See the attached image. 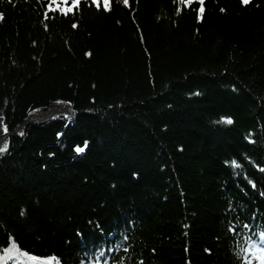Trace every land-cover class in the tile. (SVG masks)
Masks as SVG:
<instances>
[{
    "label": "trees",
    "instance_id": "16d2710c",
    "mask_svg": "<svg viewBox=\"0 0 264 264\" xmlns=\"http://www.w3.org/2000/svg\"><path fill=\"white\" fill-rule=\"evenodd\" d=\"M110 7L0 0V253L247 264L230 229L264 230V0ZM60 102L75 122L27 123Z\"/></svg>",
    "mask_w": 264,
    "mask_h": 264
},
{
    "label": "snow or ice",
    "instance_id": "6c2138e0",
    "mask_svg": "<svg viewBox=\"0 0 264 264\" xmlns=\"http://www.w3.org/2000/svg\"><path fill=\"white\" fill-rule=\"evenodd\" d=\"M125 4L128 3V0H124ZM93 5L100 9L101 7L105 10H111V0H92ZM181 3L191 8L193 5H198L196 8L197 12V18L199 20H203L204 13L206 11L205 8V0H181ZM240 3L247 6L250 3V0H240ZM81 6V0H49V7L52 12H61L64 15H68L69 13H72L75 8ZM221 12L225 11V9L221 8ZM75 27V25H73ZM233 121L231 119H228V123H232ZM6 131V129H5ZM57 135H60L59 133ZM87 148V142L84 143L83 146L77 145L74 148V151L78 154L84 153ZM6 149H0V152L5 151ZM262 172H264V168L260 169ZM134 175H136L134 173ZM252 187L255 188V183H252ZM261 196H264V192L260 193ZM252 225L248 222H242L239 225L233 224L231 226V232L233 234V237L240 234V229H248L249 231L252 230ZM261 237H264V232L260 233ZM251 240V237H249ZM6 246V245H5ZM249 255L253 257V260H250L248 264H264V247H260L257 244L253 243L252 247L247 249ZM35 259V257H33ZM52 264H56L55 259L53 258Z\"/></svg>",
    "mask_w": 264,
    "mask_h": 264
},
{
    "label": "rangeland",
    "instance_id": "374dc122",
    "mask_svg": "<svg viewBox=\"0 0 264 264\" xmlns=\"http://www.w3.org/2000/svg\"><path fill=\"white\" fill-rule=\"evenodd\" d=\"M122 3H125L124 0H120ZM67 110V113H75L74 110L72 109V107L69 105V104H66V103H55L53 105L50 106V108L47 110L44 109L45 111L43 112H48V114L51 112L53 116H45L44 118H40V119H37L35 115L32 116V118H30L29 120V123H36L35 121L37 120V122H45V121H48L50 119H59L57 118L56 116H54V113H57L56 111H60V110ZM40 113V112H39ZM36 114V115H39ZM42 113V112H41ZM62 117V116H61ZM74 119H76V114L74 117H66L64 120H66L68 123H71ZM24 129V126L22 127H19L18 128V132H21L22 130ZM3 135L1 136L0 138V149L4 146L3 144H1L2 142V139L6 138L8 136L7 132L5 131V128H3ZM9 255H13L14 257H16L19 261L20 264H29V263H34V259L32 256L28 255L25 253V251H20L18 249H16V247L14 245H11L10 247L6 248L4 250L3 253H0V264H12L10 263L9 260H7V256ZM6 256V257H5ZM25 257H27V260L25 259Z\"/></svg>",
    "mask_w": 264,
    "mask_h": 264
},
{
    "label": "bare ground",
    "instance_id": "6f19581e",
    "mask_svg": "<svg viewBox=\"0 0 264 264\" xmlns=\"http://www.w3.org/2000/svg\"><path fill=\"white\" fill-rule=\"evenodd\" d=\"M51 112H53V111H51ZM49 113L48 114V112H42V113H39V115H36V118L37 119H40V118H44L45 116H48V115H50V116H53V115H51L52 113ZM59 113H65V111L64 110H61V112H59ZM55 114V113H54ZM56 114H58V113H56ZM3 128H0V138H1V136L3 135ZM7 142V137L6 138H4V139H2V142H1V144H3V145H5V143ZM8 244H9V246L8 247H10L11 245H15L14 244V242L11 240V239H9L8 240ZM8 247H6V248H8ZM5 248V249H6ZM6 257V256H5ZM7 258V260H9L10 261V263H12V264H20L19 263V261H18V259L16 258V257H14L13 255H9V256H7L6 257Z\"/></svg>",
    "mask_w": 264,
    "mask_h": 264
},
{
    "label": "water",
    "instance_id": "95a60500",
    "mask_svg": "<svg viewBox=\"0 0 264 264\" xmlns=\"http://www.w3.org/2000/svg\"><path fill=\"white\" fill-rule=\"evenodd\" d=\"M3 121H4V119L0 118V128L3 126Z\"/></svg>",
    "mask_w": 264,
    "mask_h": 264
}]
</instances>
